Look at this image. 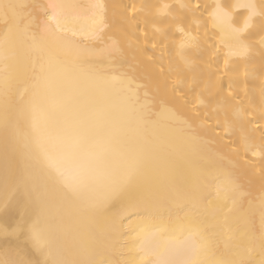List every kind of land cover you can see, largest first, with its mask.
I'll use <instances>...</instances> for the list:
<instances>
[{
	"label": "snow or ice",
	"instance_id": "snow-or-ice-1",
	"mask_svg": "<svg viewBox=\"0 0 264 264\" xmlns=\"http://www.w3.org/2000/svg\"><path fill=\"white\" fill-rule=\"evenodd\" d=\"M0 264H264V0H0Z\"/></svg>",
	"mask_w": 264,
	"mask_h": 264
},
{
	"label": "bare ground",
	"instance_id": "bare-ground-1",
	"mask_svg": "<svg viewBox=\"0 0 264 264\" xmlns=\"http://www.w3.org/2000/svg\"><path fill=\"white\" fill-rule=\"evenodd\" d=\"M40 2H46V0H40ZM74 2L77 3H89L91 2V0H74ZM107 3L109 4H120V3H124V4H130V3H141L143 2V0H106ZM108 35H114L115 33L109 31L107 33ZM212 73L216 72V69L213 68ZM213 78H215V76H213ZM221 87L225 90L224 91V95L227 96V89H228V77H223V79L220 81ZM227 141H223L220 142L219 146L225 151L227 152V148L225 147Z\"/></svg>",
	"mask_w": 264,
	"mask_h": 264
}]
</instances>
